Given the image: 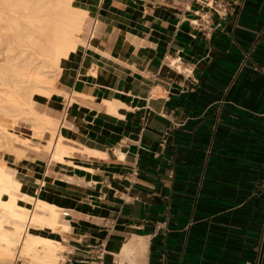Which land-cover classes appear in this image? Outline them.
Segmentation results:
<instances>
[{"label": "crops", "instance_id": "crops-1", "mask_svg": "<svg viewBox=\"0 0 264 264\" xmlns=\"http://www.w3.org/2000/svg\"><path fill=\"white\" fill-rule=\"evenodd\" d=\"M78 1L95 34L45 105L70 152L15 163L25 194L61 213L65 232L37 231L59 264L102 241L127 264L133 237L136 264H264V0L224 19L201 0Z\"/></svg>", "mask_w": 264, "mask_h": 264}, {"label": "bare ground", "instance_id": "bare-ground-1", "mask_svg": "<svg viewBox=\"0 0 264 264\" xmlns=\"http://www.w3.org/2000/svg\"><path fill=\"white\" fill-rule=\"evenodd\" d=\"M83 6L77 0H0V264H14L15 255L14 259L24 255L30 257L29 262L35 258L34 263L37 259L59 264L60 242L35 231L65 232L61 213L56 206L27 196L17 173L4 167V155L15 152L5 140L24 137L10 133L3 120L12 118L10 127L15 129L28 116L22 121L30 123L33 136L47 139L42 149L52 159L69 154L59 132L61 121L38 112L37 106L63 94L55 85L92 24L88 26L91 17ZM134 252L140 256L145 252L141 238L133 237L123 246L121 255L128 258L127 264H136L129 259Z\"/></svg>", "mask_w": 264, "mask_h": 264}, {"label": "rangeland", "instance_id": "rangeland-1", "mask_svg": "<svg viewBox=\"0 0 264 264\" xmlns=\"http://www.w3.org/2000/svg\"><path fill=\"white\" fill-rule=\"evenodd\" d=\"M81 5H83V4H81ZM86 11L90 15V17H91V13H89L88 9H86ZM90 21H91V18L87 22L88 23V26H89ZM55 87H56V85H55ZM64 97H66L65 94H64ZM37 111L38 112H46L47 114L46 113H44V114H46L47 116L49 115V117L51 116V118L55 119L57 122L60 121L59 120V117H60L59 111L58 110H55V109H52L50 106H48V109H47V107L45 105L44 106H37ZM23 118L24 119H27L29 117L28 116H24ZM11 119L5 117L4 120H3L4 123H5V125L8 126L7 129L9 130L10 133H13V134H16L18 136L24 137V139H22L20 141H10L9 139L8 140H5L6 142H8V146L12 149V151H15V152H13V153H10V152L9 153H6L4 155V157H3V160H4L3 161V164H4V167L6 168V170L15 171V174H16L15 163L21 161L23 158H29L26 155L28 153V151H36V152L37 151H42L43 150L42 147L43 146H47V139L46 138H40L38 136H33L32 135V132L29 131L30 123L29 122L26 123L25 121H24L25 122L24 123L22 121L24 119L18 121V123H17V126L18 127L17 128L11 129L10 125H11V121H13ZM0 132H1V130H0ZM0 138H1V133H0ZM43 151L45 153H48L46 150H43ZM15 177H17V176L15 175ZM38 229L39 230H42L43 228H38ZM57 232H60V230L59 231H56V233ZM35 233L38 234V235H40V236H42V234H40L37 231H35ZM42 237H44V236H42ZM45 237L46 238L53 239V240H57L56 238H54L52 236H50V237L49 236H45ZM57 248H58V250H57L58 260L60 261L61 260V252L63 251L62 244L60 246H58ZM19 255H21V254H19ZM15 257H16V255L13 257L12 260H15L14 259ZM21 257H22L23 261H26L28 264H45L43 261H38L37 259H36V263H34L35 262V258H32V259H34L33 260L34 262H32L31 260H30L31 262H29L30 257L24 256V255H21ZM24 258H25V260H24Z\"/></svg>", "mask_w": 264, "mask_h": 264}, {"label": "built area", "instance_id": "built-area-1", "mask_svg": "<svg viewBox=\"0 0 264 264\" xmlns=\"http://www.w3.org/2000/svg\"><path fill=\"white\" fill-rule=\"evenodd\" d=\"M246 0H201V5L210 10L213 14H216L219 18L224 19L234 7H238L239 9L245 4ZM90 29L85 34L88 39H91L95 34L96 24L94 20L91 22ZM204 29H208V27H204ZM69 103V101L67 102ZM67 105V104H66ZM134 175H136L134 173ZM261 190L264 192V180L260 184ZM260 247L264 248V224L262 227V235L260 240ZM88 257L86 260V264H107L106 263V245L105 242L102 241L100 243H96L91 245L88 248ZM25 261L17 257L14 261V264H24Z\"/></svg>", "mask_w": 264, "mask_h": 264}]
</instances>
